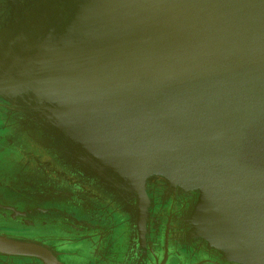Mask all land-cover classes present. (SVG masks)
Listing matches in <instances>:
<instances>
[{
    "label": "water",
    "instance_id": "95a60500",
    "mask_svg": "<svg viewBox=\"0 0 264 264\" xmlns=\"http://www.w3.org/2000/svg\"><path fill=\"white\" fill-rule=\"evenodd\" d=\"M56 1L10 66L16 106L140 218L147 183L164 178L198 192L193 222L211 247L264 264V0ZM9 3L14 19L22 0ZM0 253L55 264L45 246L3 235Z\"/></svg>",
    "mask_w": 264,
    "mask_h": 264
},
{
    "label": "rangeland",
    "instance_id": "374dc122",
    "mask_svg": "<svg viewBox=\"0 0 264 264\" xmlns=\"http://www.w3.org/2000/svg\"><path fill=\"white\" fill-rule=\"evenodd\" d=\"M25 2L22 0V6L12 19L9 0H0V213L5 219L29 222L36 230L61 237L63 229L76 232L87 224H96L101 208L107 203L110 209L122 211L120 228L127 229L133 223L127 221V215L134 212L130 210L133 205H128L120 196L118 199L113 197L103 177L87 175L83 167L86 161H82L80 155L77 159L68 150L65 137H56L57 133L44 127L36 111H24L16 106L15 102L22 95L17 91V81L10 74V66L16 72L18 47L36 41L44 31V20L52 19L57 13L56 0ZM18 37L14 55L1 63L8 43ZM64 166L73 176H88V184L99 193L107 190L111 199L102 198L98 193L93 195L78 182L67 181L71 188L63 187L59 183L63 177L58 172ZM102 220L105 224L106 217ZM18 237L32 239L26 235Z\"/></svg>",
    "mask_w": 264,
    "mask_h": 264
},
{
    "label": "flooded vegetation",
    "instance_id": "af4514ba",
    "mask_svg": "<svg viewBox=\"0 0 264 264\" xmlns=\"http://www.w3.org/2000/svg\"><path fill=\"white\" fill-rule=\"evenodd\" d=\"M69 170L66 166L59 169L58 174L63 178L58 180L63 187L68 186L67 181L78 182L93 195L98 193L102 198L111 199L107 190L99 193L92 188L88 176L81 173L78 178ZM146 193L149 201L145 215L140 218L135 201L130 209L134 215H127V221L133 223L127 229L120 228L122 211L110 209L105 203L96 224H82L85 226L76 232L63 229L65 236L61 237L36 230L29 222L5 219L0 213L3 216H0V235L18 240H25L19 238L20 235L31 236L32 239L25 241L48 248L55 257V264H240L224 258L197 232L192 217L199 196L196 190L172 185L158 177L147 183ZM0 264L45 262L36 256L0 253Z\"/></svg>",
    "mask_w": 264,
    "mask_h": 264
}]
</instances>
